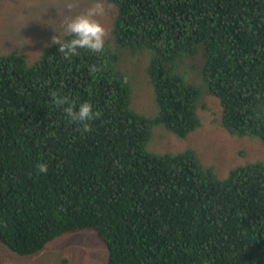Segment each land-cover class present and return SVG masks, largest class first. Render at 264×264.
I'll return each instance as SVG.
<instances>
[{
	"label": "trees",
	"instance_id": "1",
	"mask_svg": "<svg viewBox=\"0 0 264 264\" xmlns=\"http://www.w3.org/2000/svg\"><path fill=\"white\" fill-rule=\"evenodd\" d=\"M109 1L119 14L101 52L66 59L54 44L32 66L0 54V242L32 255L90 229L109 264H264L263 163L219 179L194 150L147 148L158 123L181 137L199 125L202 88L180 71L199 50L225 128L264 142V0ZM123 48L152 52L155 116L130 106ZM54 92L93 106L87 127Z\"/></svg>",
	"mask_w": 264,
	"mask_h": 264
},
{
	"label": "rangeland",
	"instance_id": "2",
	"mask_svg": "<svg viewBox=\"0 0 264 264\" xmlns=\"http://www.w3.org/2000/svg\"><path fill=\"white\" fill-rule=\"evenodd\" d=\"M96 3L103 14L95 18L106 30L105 41H111L119 6L109 0H0V54H22L28 65H34L54 45V31L63 35L64 20ZM132 50L123 48L118 61L131 89L130 106L142 115L155 116L159 104L148 72L152 52L147 48ZM201 52L193 58L184 57L180 66L186 81L202 88L196 108L199 125L181 137L158 123L147 148L155 154L194 150L204 166L225 179L234 168L264 164V142L257 136L233 135L225 128L221 100L208 90L201 72ZM108 254L107 246L90 229L65 233L32 255H18L0 242V264H109Z\"/></svg>",
	"mask_w": 264,
	"mask_h": 264
},
{
	"label": "clouds",
	"instance_id": "3",
	"mask_svg": "<svg viewBox=\"0 0 264 264\" xmlns=\"http://www.w3.org/2000/svg\"><path fill=\"white\" fill-rule=\"evenodd\" d=\"M101 14H103V8L96 3L86 12L66 18L63 22V35L54 31L57 35L52 37V43L58 47V52L64 58L70 59L78 55L81 49L94 53L104 49L106 30L95 18ZM53 102L59 106L66 105L64 107L66 118L73 122L85 123L96 115L93 112V106L87 101L74 105L68 97L59 96L54 92ZM85 127H87L86 123ZM37 167L39 172H47L46 164H39Z\"/></svg>",
	"mask_w": 264,
	"mask_h": 264
}]
</instances>
